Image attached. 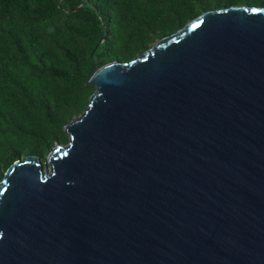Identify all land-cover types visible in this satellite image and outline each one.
Returning <instances> with one entry per match:
<instances>
[{"label": "water", "instance_id": "1", "mask_svg": "<svg viewBox=\"0 0 264 264\" xmlns=\"http://www.w3.org/2000/svg\"><path fill=\"white\" fill-rule=\"evenodd\" d=\"M103 40L68 144L0 181V264H264V7L97 68Z\"/></svg>", "mask_w": 264, "mask_h": 264}, {"label": "trees", "instance_id": "2", "mask_svg": "<svg viewBox=\"0 0 264 264\" xmlns=\"http://www.w3.org/2000/svg\"><path fill=\"white\" fill-rule=\"evenodd\" d=\"M264 0H0V181L17 160L43 165L95 91L99 68L130 62L210 10Z\"/></svg>", "mask_w": 264, "mask_h": 264}, {"label": "rangeland", "instance_id": "3", "mask_svg": "<svg viewBox=\"0 0 264 264\" xmlns=\"http://www.w3.org/2000/svg\"><path fill=\"white\" fill-rule=\"evenodd\" d=\"M158 43V42H157ZM157 43H155L153 46H156L157 45ZM64 146V145H63ZM45 163H48L47 161L45 162Z\"/></svg>", "mask_w": 264, "mask_h": 264}]
</instances>
